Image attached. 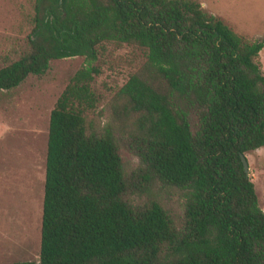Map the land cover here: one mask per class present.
<instances>
[{"label":"trees","instance_id":"16d2710c","mask_svg":"<svg viewBox=\"0 0 264 264\" xmlns=\"http://www.w3.org/2000/svg\"><path fill=\"white\" fill-rule=\"evenodd\" d=\"M32 9L27 46L0 65V90L54 59L85 63L48 116L37 261L12 264H264V212L239 158L264 147V36L245 39L195 0ZM109 44L140 48L144 60L100 124L90 81ZM160 187L181 193L177 218Z\"/></svg>","mask_w":264,"mask_h":264},{"label":"rangeland","instance_id":"374dc122","mask_svg":"<svg viewBox=\"0 0 264 264\" xmlns=\"http://www.w3.org/2000/svg\"><path fill=\"white\" fill-rule=\"evenodd\" d=\"M247 40L264 36V0H195ZM33 0H0V65L19 57L33 26ZM99 72L90 81L98 101L93 119L109 118L108 100L144 60V51L106 45ZM264 74V45L258 52ZM84 56L54 59L40 75H27L17 86L0 90V264L37 261L48 116ZM90 113L91 116H93ZM258 206L264 212V147L244 152ZM126 168L134 157L123 152ZM161 204L177 218L183 200L178 189H155Z\"/></svg>","mask_w":264,"mask_h":264},{"label":"water","instance_id":"95a60500","mask_svg":"<svg viewBox=\"0 0 264 264\" xmlns=\"http://www.w3.org/2000/svg\"><path fill=\"white\" fill-rule=\"evenodd\" d=\"M239 158L242 164L243 171L245 172V174H248V164H247V160L245 158L244 153H240Z\"/></svg>","mask_w":264,"mask_h":264}]
</instances>
